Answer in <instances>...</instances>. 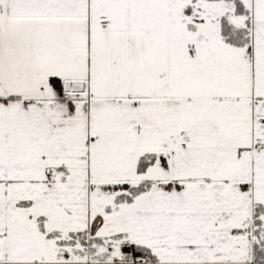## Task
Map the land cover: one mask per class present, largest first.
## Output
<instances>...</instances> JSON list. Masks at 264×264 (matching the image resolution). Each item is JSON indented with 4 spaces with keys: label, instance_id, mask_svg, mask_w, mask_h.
I'll return each mask as SVG.
<instances>
[{
    "label": "snow or ice",
    "instance_id": "1",
    "mask_svg": "<svg viewBox=\"0 0 264 264\" xmlns=\"http://www.w3.org/2000/svg\"><path fill=\"white\" fill-rule=\"evenodd\" d=\"M0 264H264V0H0Z\"/></svg>",
    "mask_w": 264,
    "mask_h": 264
}]
</instances>
